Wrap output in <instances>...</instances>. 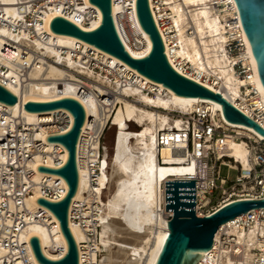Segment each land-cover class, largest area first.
Here are the masks:
<instances>
[{
    "label": "bare ground",
    "instance_id": "bare-ground-1",
    "mask_svg": "<svg viewBox=\"0 0 264 264\" xmlns=\"http://www.w3.org/2000/svg\"><path fill=\"white\" fill-rule=\"evenodd\" d=\"M27 1L0 0L5 20L16 23L21 18L18 6H23ZM212 1L162 0L163 5L166 3V8L170 10L167 31L175 44L172 54L167 49L166 54L169 60H187L193 66L203 68V65H207L214 69L222 79V83L219 88L206 87L213 92H219L233 104L235 99L240 97L241 87L247 84L258 92L264 104L263 87L245 35V53L237 60L240 59L252 72L248 79H241L231 68L225 49L227 37L224 22L232 15L217 11L212 6ZM230 1L236 7L234 0ZM129 4L132 7L130 16L127 15L126 10ZM133 10L134 0L131 3L113 0L112 14L125 50L132 57L141 58L148 54L151 44L148 36L140 29ZM55 16H61V13H51L45 18V28L51 37L49 39L34 37L29 40L22 30L13 33L10 28L0 26V65L4 68L0 69V84L17 97L16 104L12 106L0 104L11 112L21 115L29 125L42 122L41 132H43L44 129L53 128L48 122L52 120L50 117L55 111L42 114L30 113L24 111V104L29 101L48 102L61 98H73L80 102L86 113L81 134L88 127L89 120L93 121L94 129L103 125L109 115L103 111L104 106L100 107L91 92L81 97L78 94L81 89L75 83L74 74L90 75L83 71L80 61L76 60L79 54L71 51L76 50L80 44L101 53L112 66L120 64L132 71L141 79L142 84L158 88L159 93L153 97L141 93L137 86L117 90L120 94L116 97L119 106L115 107L114 115L109 117L111 124L117 129L113 151L107 161V153L104 149L97 186V190L102 194L103 190H109V180L115 179V190L104 203V216L101 217L99 243L107 252L106 256L102 257L101 264H155L168 234L167 219L173 214L172 211L165 210L164 184L166 181L173 180H197L198 176V161L195 157L189 151L180 150L179 152L171 148L176 146L181 149L188 145L179 134L171 131L172 129L182 130L181 120L171 118L168 113L175 111L188 114L202 108L212 117L221 116L225 123L235 128V131L240 134L251 137V133H255L262 136L252 128L227 122L222 116L221 106L212 100L176 96L161 84L149 81L94 46L73 37L53 34L49 29V22ZM77 18V12L67 16L68 20L80 27ZM135 40L140 42V47L133 44ZM167 40L165 38V43ZM23 48H26L25 53ZM47 59L53 60L50 62ZM93 88L91 87L92 91H94ZM96 90L101 94L104 93L99 86H96ZM84 91L87 92V90ZM127 97L132 99L129 100ZM104 103L108 104L109 100H104ZM131 121L138 124L137 131H130L127 128L126 123ZM159 144L162 145L159 146ZM44 148L45 153L36 156V164L44 162L48 165L52 164L53 150L63 149L58 144L48 142ZM225 153L240 164L244 174L252 167V152L245 141H230L226 145ZM61 158L66 160L65 150L62 151ZM109 165L112 169L110 175L107 172ZM42 177H44L42 174L37 173L35 180L38 181ZM86 185V174L80 169L78 188L71 204L81 198L87 188ZM35 194L39 196V192ZM36 201L34 198L27 199V208H40ZM235 219L221 226L219 231L226 225L231 226ZM57 225L55 228H50L44 224H32L27 228V234L30 237L39 238L43 253L47 257H52L51 250L54 248H61L64 253L66 252V242L58 222ZM69 227L75 242L79 244L83 239L82 232L75 225L70 224ZM228 234L233 236L237 249L244 248L246 260L252 258L251 250H264V243L259 241V234L264 241V228L259 231L258 226L248 230L232 227L228 230ZM217 238L218 232L214 235L213 246L205 254V258L213 254ZM34 262L38 264L35 259ZM219 264H242V261L225 254Z\"/></svg>",
    "mask_w": 264,
    "mask_h": 264
},
{
    "label": "built area",
    "instance_id": "built-area-1",
    "mask_svg": "<svg viewBox=\"0 0 264 264\" xmlns=\"http://www.w3.org/2000/svg\"><path fill=\"white\" fill-rule=\"evenodd\" d=\"M123 1L131 3L133 0H121ZM87 3H89L88 0H28L23 6H18L21 18L16 23L5 20L0 4V26L10 28L13 33L22 30L29 40L34 37L49 39L51 37L45 28V18L48 14L59 12L61 16L67 18L77 12V23L80 24V28L86 31L93 30L100 24L98 23L100 13L95 6ZM149 6L162 38L165 54L167 49L172 54L175 44L167 31L170 10L163 5L162 0H149ZM212 6L222 14L232 15L224 22L227 37L226 55L235 75L241 79H248L252 70L244 66L240 59L237 60L245 53L244 33L237 9L230 0H213ZM126 10L127 15L130 16L132 13L130 4ZM133 13L135 16L134 10ZM165 38L166 40L170 38V40L165 43ZM134 42L138 45L136 47L141 46L139 41ZM25 50L26 48H23V53ZM71 51L79 54L76 60L80 61L84 72L90 73V75L74 74L75 83L81 89L79 96L88 92L93 93L100 107L104 106L105 114H109L107 120L97 129H94L93 121L89 120L85 132L80 133L77 144V167L78 172L81 169L86 174L87 188L81 198L69 208V225H75L83 234L82 241L77 243L78 264H101L103 249L99 243V232L105 202L97 186L105 149L102 139L107 128L113 126L109 117L115 112V107L119 106L116 97L120 94L117 90L137 86L141 93L152 97L159 93V90L157 87L142 84L141 79L135 73L125 69L122 65L112 66L106 57L91 47L80 44L76 50ZM166 57L174 70L187 78L195 79L194 81L205 87L219 88L222 83V79L214 69L207 65H203L202 68L193 66L187 60L170 61L167 54ZM47 60L51 62L53 59ZM0 69L4 68L0 65ZM96 86L104 90V93L97 92ZM91 87H94V91ZM114 87L116 90L113 89ZM106 99L109 100L108 104L104 103ZM127 99L131 100L132 97H127ZM112 102H114L113 105ZM233 105L264 129V104L258 92L251 85L241 87L240 97L235 99ZM168 115L181 120L182 130L172 129L171 131L179 134L188 145L181 149L176 146L171 148L173 151H189L198 161L197 180H191L194 181V187L186 188L187 191H193L194 206L192 209L197 217L210 215L233 201L264 199L263 137L251 132V137L240 134L235 131V128L225 123L221 116L212 117L202 108L188 114L171 111ZM50 118L52 120L48 123L53 128L44 129L41 132L42 122L29 125L21 115L11 112L0 104V264H35L29 246L31 237L27 234L28 226L32 224H44L50 228L58 226L56 219L45 208L29 209L26 206L27 199L33 198L37 200L42 197L52 202L59 201L65 196L67 190L60 176L38 171L39 166L60 168L65 162L61 158L64 149L53 150L52 164L48 165L45 162L36 164L35 162L37 155L45 153L47 137L67 132L72 123L71 115L64 110L55 111ZM230 141H245L252 152V167L245 174L240 164L225 153L226 145ZM223 167L237 172L234 180L220 176V170ZM37 173L44 177L36 181ZM35 192H39V196H36ZM172 216L173 214L167 220L169 221ZM255 226L259 227V231L264 228V209L250 210L236 217L231 226L226 225L220 231L218 230L213 254L208 258L204 256L198 263L219 264L227 254L233 259L242 261V264H264V250H251L252 258L246 260L244 248L237 249L236 241L228 234V230L232 227L248 230ZM259 241L264 243L260 234ZM51 251L52 257L44 254L51 260H59L65 255L61 248H54Z\"/></svg>",
    "mask_w": 264,
    "mask_h": 264
},
{
    "label": "water",
    "instance_id": "water-1",
    "mask_svg": "<svg viewBox=\"0 0 264 264\" xmlns=\"http://www.w3.org/2000/svg\"><path fill=\"white\" fill-rule=\"evenodd\" d=\"M88 1L100 12V24L97 28L86 31L63 16H55L50 21V31L94 46L149 81L161 84L176 96L212 100L221 106L222 116L227 122L252 128L264 138V129L250 120L222 94L213 92L174 70L166 57L162 38L152 17L149 0H134L136 21L151 44L148 54L141 58H134L125 50L112 14V0ZM234 3L264 91V0H234ZM16 102L17 97L0 84V103L12 106ZM23 109L38 114L64 110L72 116V123L67 132L50 135L46 139L48 143L59 144L67 152L64 164L60 168L38 167L41 173L57 175L63 179L67 188L65 196L55 202L42 197L36 201L57 220L66 242V252L59 260L47 258L39 238L35 236L30 238L29 246L38 264H78L77 243L69 227V208L79 183L77 144L86 119L85 110L80 102L73 98L48 102L29 101L24 104ZM193 187L194 181L173 180L164 184L165 210H171L173 216L167 223L168 234L155 264H198L211 250L214 235L221 226L250 210L264 209V199H243L228 203L210 215L197 217L192 209L193 191H186V188ZM187 192L190 194H184Z\"/></svg>",
    "mask_w": 264,
    "mask_h": 264
},
{
    "label": "rangeland",
    "instance_id": "rangeland-1",
    "mask_svg": "<svg viewBox=\"0 0 264 264\" xmlns=\"http://www.w3.org/2000/svg\"><path fill=\"white\" fill-rule=\"evenodd\" d=\"M166 2V1H165ZM166 5V3H165ZM133 44L135 46H138L135 42H133ZM114 115V112L113 114ZM127 125V128L130 130V131H137L138 130V124L134 121H131L129 122L128 124L126 123ZM116 127L115 126H110L107 128V130L105 131L104 133V136H103V139H102V144H103V147H107V161H109L110 157H111V154H112V151H113V146H114V139H115V135H116ZM238 169L240 170V167L237 166ZM111 166L109 165L108 166V169H107V172H108V175H110L112 173L111 171ZM237 175V172L234 171V170H227L226 168H221L220 170V176L225 178L227 177L228 180H234L235 177ZM109 190H103L102 194H103V198H104V202L106 203V200L108 199V197L110 196V194H112L115 190V187H116V184H115V179H111L109 180ZM107 196V197H106ZM102 247V246H101ZM103 249V256H106L107 252L104 250V248L102 247Z\"/></svg>",
    "mask_w": 264,
    "mask_h": 264
},
{
    "label": "crops",
    "instance_id": "crops-1",
    "mask_svg": "<svg viewBox=\"0 0 264 264\" xmlns=\"http://www.w3.org/2000/svg\"><path fill=\"white\" fill-rule=\"evenodd\" d=\"M105 150H106V152L108 151V150H107V147H105Z\"/></svg>",
    "mask_w": 264,
    "mask_h": 264
}]
</instances>
